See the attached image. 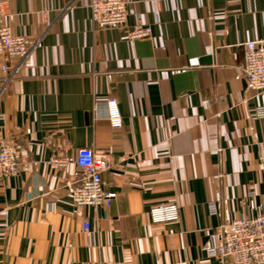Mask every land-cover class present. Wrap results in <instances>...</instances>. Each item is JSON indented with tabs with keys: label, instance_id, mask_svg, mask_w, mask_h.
<instances>
[{
	"label": "crops",
	"instance_id": "1",
	"mask_svg": "<svg viewBox=\"0 0 264 264\" xmlns=\"http://www.w3.org/2000/svg\"><path fill=\"white\" fill-rule=\"evenodd\" d=\"M126 1L129 27L150 38L96 29L90 0H0V28L30 50L0 55V144L30 168L0 183V264H233L203 248L264 213V94L243 73L264 0ZM109 98L120 130L97 118ZM84 148L112 163L110 208L72 202ZM53 158L69 164L52 170ZM168 202L180 221L153 225Z\"/></svg>",
	"mask_w": 264,
	"mask_h": 264
},
{
	"label": "built area",
	"instance_id": "2",
	"mask_svg": "<svg viewBox=\"0 0 264 264\" xmlns=\"http://www.w3.org/2000/svg\"><path fill=\"white\" fill-rule=\"evenodd\" d=\"M129 3L126 0H90L88 9L96 29H123L131 42L151 37L152 28L128 25ZM26 37L13 35L9 27L0 28V55L25 59L29 54ZM5 72L7 67H3ZM248 89L256 95L264 94V40L245 44L243 69ZM97 118H106L112 129L120 130L124 121L115 98H109L96 109ZM67 159L53 158L49 162L52 170L65 169ZM79 169L78 179L70 188L71 199L76 207L110 208L117 194L105 192L102 175L112 168L107 155L94 153L90 148L80 149L76 158ZM29 172L28 165L21 163V151L15 142L0 144V183ZM153 225L180 221V207L175 202L162 203L151 207L149 212ZM84 232L90 237V227L85 224ZM221 243L213 240L203 251L211 258L231 259L233 264H264V213L255 219L242 218L220 227Z\"/></svg>",
	"mask_w": 264,
	"mask_h": 264
}]
</instances>
